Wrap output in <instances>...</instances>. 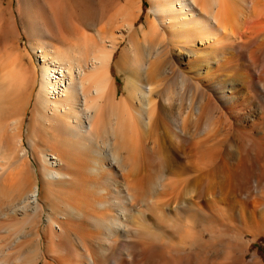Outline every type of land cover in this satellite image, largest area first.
<instances>
[{
  "label": "bare ground",
  "instance_id": "bare-ground-1",
  "mask_svg": "<svg viewBox=\"0 0 264 264\" xmlns=\"http://www.w3.org/2000/svg\"><path fill=\"white\" fill-rule=\"evenodd\" d=\"M122 2L117 31L81 59L33 45L38 138L20 150L7 127L0 145V264H262L248 237L264 236V0H151L148 28L139 0ZM197 34L211 51L168 48ZM195 56L219 67H181ZM1 60L18 106L33 76Z\"/></svg>",
  "mask_w": 264,
  "mask_h": 264
},
{
  "label": "rangeland",
  "instance_id": "rangeland-1",
  "mask_svg": "<svg viewBox=\"0 0 264 264\" xmlns=\"http://www.w3.org/2000/svg\"><path fill=\"white\" fill-rule=\"evenodd\" d=\"M24 1L25 0H0V59L2 58L1 61H5L7 63L6 67L8 66V63L9 67L16 66V68H18L22 64L24 68H27L28 73H31L33 76V82L30 84V86H28V91L24 93L28 97L25 95L24 98L23 94L18 106L16 105V103H14L15 100L12 96V94L14 93L13 90L15 89H10V91H12L10 94L5 96V99L3 98V95L5 93L7 94L10 91L6 92L5 90H3L2 97L0 93V97L3 98H0V101L2 100L0 102V119L2 118L0 120V143L2 142V144H0L1 148H4L6 145L4 143L6 142V137L8 135L7 133L9 132L8 129L12 128V130H15L17 126V128L19 129H16V131L18 132V135L21 133L22 136L20 147H18V149L21 148L20 150L27 147V149H31L34 146L31 139H34L35 137L38 138V135H35L34 137L31 136V138H29V134L33 129L31 127L34 122L33 118L40 117L37 112L40 109H36L38 108L36 104V91L39 87L42 72L40 66L41 61L40 58L37 57V54L34 53L33 45L51 49L55 55H64L63 58H67L68 60L75 58L81 59L83 58L85 53H89L91 51L88 50L90 49V47L91 49H95L103 45L101 34L104 33L103 35L108 37L113 33V31L114 33L115 31H117L118 24L122 22L121 17L124 15L121 11V5L123 4L122 0H56V3H59L60 1V3L56 5H54L55 2L53 0H26L25 3ZM51 3L53 7L51 6ZM61 3L62 7L60 6ZM136 3V9L140 11L138 12L136 10L139 14V17L136 19V26L140 27V25H144L145 28H148L152 24V20L154 21L155 19L154 13L151 10L152 2L151 0H139V2ZM138 3L140 4V6ZM117 15H119V17ZM149 19L151 22H148ZM117 20H119V23L117 22ZM6 27H9L10 32L7 29L6 31H3V29ZM178 29H180V23H178ZM183 37L184 35L179 36L176 39H168V46H170V43L174 44L168 48L170 50H176L181 46H186L187 48L199 50L200 52H208L209 50L211 51L213 46H215L214 44L212 46V44L210 42H207L206 40H199L201 39L200 34H197L193 38L189 37L186 42L183 40ZM173 40L176 41L174 42ZM80 55H82V57ZM118 55L119 49L115 50V58H117ZM16 57L17 61L15 59ZM63 58H60L59 60L61 64L64 62L67 64V59H65L64 62L63 60L61 61V59ZM194 58L197 57H192L190 61H186L184 64H182V66H180L183 67V69L188 70L191 65H194L204 72L214 71L219 67V61L216 62V59L207 57L206 59L204 58L206 60L205 62L197 63V65L195 63L190 64L191 60ZM176 66H178L177 63ZM110 73L111 77L113 78L114 85L117 87L119 94H121L124 85V75L117 70L113 62L111 64ZM201 80L199 81H201V83L204 81L203 84L205 85L206 90H208L210 94H213L212 89H209V81L207 82V80L204 78H202ZM8 96L12 97L9 98ZM22 100L24 103L22 102ZM12 101L13 103H11ZM247 110L248 109H246V114L248 113ZM240 114L244 115L245 110H241L240 112L234 114V117H240ZM44 115L47 116V113H45ZM44 118L45 117L43 116L39 121L41 124L43 122L44 125H47V122L44 121ZM4 121H6V123H4ZM15 123H17V125ZM10 124L12 125L11 127ZM35 131L34 133L37 134L38 130ZM96 144L100 149H104L106 147L105 145V147L102 146L104 144L102 138H96ZM4 163L5 162L1 159L0 177H2V165ZM37 166L38 164L33 160V171L36 172ZM35 175L36 177L38 176L37 172ZM254 196L257 197L258 193H254ZM263 207L264 205L262 206V209H264ZM5 234L9 237V233L5 231L1 233L2 236H5ZM249 238L251 251L248 254V260H250L253 254L256 252L260 257L262 264H264V236L258 235L254 240L251 237H248V239ZM216 255L217 256L215 257V259H223L225 253L220 250L216 253ZM201 256L203 257V254Z\"/></svg>",
  "mask_w": 264,
  "mask_h": 264
}]
</instances>
